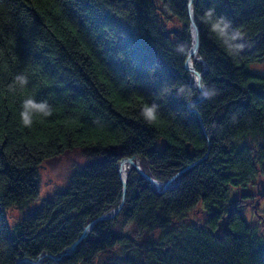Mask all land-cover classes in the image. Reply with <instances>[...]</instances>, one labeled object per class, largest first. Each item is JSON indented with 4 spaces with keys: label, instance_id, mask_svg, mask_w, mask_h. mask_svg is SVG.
Wrapping results in <instances>:
<instances>
[{
    "label": "trees",
    "instance_id": "trees-1",
    "mask_svg": "<svg viewBox=\"0 0 264 264\" xmlns=\"http://www.w3.org/2000/svg\"><path fill=\"white\" fill-rule=\"evenodd\" d=\"M189 1L0 0V264L70 246L120 204L118 162L134 154L159 180L204 159L161 193L131 169L119 213L40 264H264V74L250 67L264 58V0L193 1L208 94L191 105ZM209 10L240 33L238 53ZM62 159L69 185L35 206L41 168Z\"/></svg>",
    "mask_w": 264,
    "mask_h": 264
},
{
    "label": "water",
    "instance_id": "water-1",
    "mask_svg": "<svg viewBox=\"0 0 264 264\" xmlns=\"http://www.w3.org/2000/svg\"><path fill=\"white\" fill-rule=\"evenodd\" d=\"M193 1L194 0H190L189 4H188V13H189V16H190V19H191V25H192L193 42H192V45H191V47L189 49V53H188V57L186 59L185 66L190 71L193 70L195 72L196 81H195V83H193V85L196 88H198L201 91V93L194 100L190 101L189 105L197 103L199 100L203 99L208 94L207 86L205 84H203L202 81H201L202 72L204 71V69L207 68V63H206V61L202 58V56L199 53V48H200V28H199L198 24L195 21L194 9H193ZM193 52H198V54H199L198 60L202 61L203 65H204V68L202 70H198L193 64L190 65V54L193 53ZM198 113H199V111H198ZM199 115H200V113H199ZM200 119L202 120V116L201 115H200ZM140 159L141 158H140L139 155L134 154L133 156L124 157L118 162V171H119V174H120V178H121V180H122V182L124 184V194H123V199L121 200L120 204L117 207L112 209L110 212H107L105 214L99 215L95 219H93L84 228V232L82 233V235L78 239H76L70 246L66 247L60 254H53V253H51L49 251H44L35 260L30 259V258H26V257H19L18 260H17V264H22V263H25V264H40L41 261L45 257H50V258H52L54 260H59V259L64 258L65 256H69L77 248L78 243L81 242L86 237L88 232L93 228V226L98 221L103 220V219H110V218L116 216L119 213V211L122 209L124 201H125V196H126L127 175H123L122 174L121 165L129 163L131 169L138 170L151 183V187L153 188V190L155 192L161 193V192L165 191L166 189H169V188L175 186L176 184H178L179 181H180V177L184 173V171H186L191 166H194V165L198 164L204 158H202L200 160H196L193 163L187 165L186 167H184L180 171L176 172L174 175H172L167 180H159V179L155 178L154 176H152L151 174H149L148 172H146L144 170V168L140 164ZM125 233L128 234V232H125ZM97 264H100V261H98Z\"/></svg>",
    "mask_w": 264,
    "mask_h": 264
},
{
    "label": "rangeland",
    "instance_id": "rangeland-1",
    "mask_svg": "<svg viewBox=\"0 0 264 264\" xmlns=\"http://www.w3.org/2000/svg\"><path fill=\"white\" fill-rule=\"evenodd\" d=\"M250 67L254 71L264 74V58L262 60L252 62L250 64ZM67 164L68 163L64 162V159H62L60 161L53 162L52 166L50 162H47L45 167L41 168L40 170V196H39L40 199L36 200V203L34 204L35 206L40 205L41 200H44L48 197H54L59 191H63L67 188V186L70 183L71 176H72V167L67 166ZM249 190H256V187L249 188ZM233 197H235V190L234 188H231L230 198H233ZM260 198H261V201L259 205V210L264 215V191L260 194ZM245 202L247 203V205L251 206L253 201L247 198ZM253 205L255 206L254 203ZM9 214H10V222L11 224H13L21 216V211L18 209H12L9 212ZM247 217H248V220L251 221L248 210H247ZM125 231L128 232V234L131 233V231L128 228H125Z\"/></svg>",
    "mask_w": 264,
    "mask_h": 264
},
{
    "label": "clouds",
    "instance_id": "clouds-1",
    "mask_svg": "<svg viewBox=\"0 0 264 264\" xmlns=\"http://www.w3.org/2000/svg\"><path fill=\"white\" fill-rule=\"evenodd\" d=\"M206 22L209 26V31L216 36L225 46L226 50L230 54L238 53L242 45L236 43L240 38V33L235 32L232 28L231 22L224 17H216L212 10H209L206 13ZM18 79L23 80L26 83V78L18 77ZM158 106L156 104L144 105L141 109L140 115L145 120L146 123H153L157 119ZM50 111H44L38 113L42 118L50 115ZM22 113V118H23ZM23 123L27 126L30 121L23 119Z\"/></svg>",
    "mask_w": 264,
    "mask_h": 264
},
{
    "label": "bare ground",
    "instance_id": "bare-ground-1",
    "mask_svg": "<svg viewBox=\"0 0 264 264\" xmlns=\"http://www.w3.org/2000/svg\"><path fill=\"white\" fill-rule=\"evenodd\" d=\"M191 55H192L191 57H194V59L198 60V56H199L198 52H193ZM194 76H195V80H196V74L195 73H194ZM195 80H194V82H195ZM130 170H131V168H130V164L129 163L121 165V172H122L123 175H127Z\"/></svg>",
    "mask_w": 264,
    "mask_h": 264
}]
</instances>
